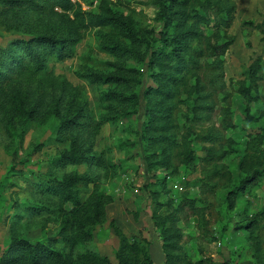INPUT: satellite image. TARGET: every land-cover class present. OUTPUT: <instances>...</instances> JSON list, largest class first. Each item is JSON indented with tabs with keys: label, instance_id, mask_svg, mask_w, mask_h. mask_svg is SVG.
Masks as SVG:
<instances>
[{
	"label": "rangeland",
	"instance_id": "374dc122",
	"mask_svg": "<svg viewBox=\"0 0 264 264\" xmlns=\"http://www.w3.org/2000/svg\"><path fill=\"white\" fill-rule=\"evenodd\" d=\"M72 1L83 12H101V0ZM232 1L236 12L228 34L234 44L223 58V70L215 63L217 57L206 51L198 59L200 69L188 71L182 84L172 87L177 94L171 103L172 116L160 123L165 133L150 135L166 134L174 140L165 148L168 167L161 146L153 149L158 153L152 160L156 163L150 165L149 141L143 133L145 91L158 86L154 76L159 70L148 65L150 43L164 31L156 0L107 3L141 44L129 39L116 23L83 29L73 14L59 9L45 14L7 13L0 7V48L12 40L45 34L75 41L72 58H53L45 73L17 77L20 95L9 91L0 100V181L4 184L0 261L17 237L32 247L39 243L63 253L66 262L57 264H139L145 251L154 264L264 263V176L235 198L232 209L226 202L239 171L251 177L264 173V33L254 28L264 23V0ZM191 24L175 14L170 32L181 37L189 52L206 48L197 40L189 44L183 35L196 29ZM199 27L207 36L213 32ZM213 40L220 42L216 35ZM114 44L129 46L137 57L109 52L106 48ZM258 58L261 69L255 77L250 68ZM109 77L118 80L106 81ZM250 84L259 99L240 93ZM125 92L139 94L140 107L132 95L124 101L103 99ZM13 95V103H7ZM86 117L92 124L88 129L91 152L103 162L90 169L77 167L79 173L88 172L93 183L80 187L82 206L76 207L39 191L33 183L43 176L66 180L76 171L56 169L51 163L72 146L70 136L58 141L60 125L69 119L83 122ZM208 134L219 139L199 140ZM260 139L262 143L255 147ZM185 145L198 157L187 164ZM164 179L166 184L161 185ZM186 197L197 200L195 209L179 207ZM28 206H45L50 213L35 217ZM161 215L168 219L157 224ZM170 217L174 220L168 221ZM163 231L180 234L179 249L170 252V259L163 247ZM31 255L19 251L16 263L31 264Z\"/></svg>",
	"mask_w": 264,
	"mask_h": 264
},
{
	"label": "trees",
	"instance_id": "16d2710c",
	"mask_svg": "<svg viewBox=\"0 0 264 264\" xmlns=\"http://www.w3.org/2000/svg\"><path fill=\"white\" fill-rule=\"evenodd\" d=\"M160 7L159 18L164 23V31H161L155 36L151 44L152 57L149 62V67L154 66L157 68V74L154 76V80L158 84L157 88L150 87L145 91L146 105L144 107V116L147 120L144 126V136L149 141L147 152L151 151L147 157L150 161V165L156 162L152 160L156 157L158 151L153 150L157 146L163 147V164L164 166H170L169 155L165 152V148L174 141L170 136L166 134H159V136H150L152 133L161 130L165 133L162 121L168 120L172 116V106L176 99V92L172 90V87L180 86L183 80V75L192 69H200L199 61L201 57L205 56L206 51L212 52V55L217 57L216 64L218 69L223 70V58L227 54L230 46L234 44V38L228 34V30L232 27L235 19L236 5L232 0H156ZM112 4L109 0H101L99 9L101 12L95 14L93 12H83L80 5L74 3L72 0H0V7L2 11L7 13H13L16 11H27L45 14L48 12H54L55 9H59L64 13L73 14L76 21L79 23L80 28H101L107 27L112 23L120 25L127 33L129 39L138 38L132 31V29L125 23L117 12H113L112 9L107 8L108 4ZM81 4V3H80ZM176 9H180L175 11ZM99 10V11H100ZM178 14L183 21H192L194 28L183 35H187L189 44L197 40L200 46L206 48L195 47L194 52L188 51L185 44L181 43V37L174 35L170 32V23L172 16ZM199 26H204L213 31L209 36L201 30ZM256 30L264 33V23L254 26ZM223 32L222 36L218 33ZM217 33V34H216ZM220 38V42H215L214 37ZM133 37V38H132ZM191 41V42H190ZM140 44L142 43L137 40ZM75 41L73 38H59L55 35L45 34L38 35L31 39H16L10 41L6 46L0 48V100L5 99L11 93L20 95L17 77L25 76H38L41 73H45L48 69V63L54 58L58 61H64L73 57V45ZM113 54H132L137 57L138 53L124 44H114L113 46L106 48ZM189 53L188 56L185 54ZM196 56V59L194 57ZM214 65V64H213ZM195 67V68H194ZM261 69V61L258 58L250 71L257 77ZM87 77V76H85ZM94 77V76H93ZM95 79H102L103 77ZM264 79V78H261ZM117 78L109 77L106 81L117 82ZM95 82L97 80H94ZM18 87V88H17ZM257 89V88H256ZM241 94H245L251 100L259 99V95L252 90L251 84L249 86H243L240 90ZM141 105V97L139 94H131ZM131 95L128 93L107 94L103 97L105 101H114L116 99L124 101ZM118 97V98H116ZM12 101L7 103H13L15 100L14 95L10 98ZM2 101H0L1 103ZM37 103V102H36ZM36 105V104H35ZM102 120H104L102 116ZM99 125V124H98ZM92 127L91 121L86 117L83 122L78 120H65L59 127L58 141H66V137L71 138L72 146L69 150L64 151L60 158H57L51 163L54 168L72 169V175L66 180H59L57 178H47L43 176L40 180L33 183V186L39 191L50 195L60 201H68L71 205L76 207L82 206L80 200V187H87L93 183V178L90 174L79 173L77 167L86 166L91 168L94 165H102V158L92 154L91 146H89V139L92 137L91 132L88 129ZM228 127H232L231 124ZM91 136V137H90ZM61 139V140H60ZM219 138L213 135H206L199 137V140L205 143L217 142ZM255 147L262 143V139L255 140ZM189 146V147H188ZM184 155L185 163H189L197 159L198 157L193 154V150L188 145ZM153 163V164H152ZM89 168V169H90ZM256 176H247L239 171L237 176V185L232 190L226 193V202L229 203V209L233 208V201L235 198L241 197L245 190L251 184L255 183V180L260 176L263 177L264 173L256 172ZM161 185L166 184V180L159 182ZM3 181H0V207L3 204L4 197L2 196ZM183 205L179 207L183 208L185 205L195 209L197 200L192 197H186L183 199ZM28 212L33 213V216L39 217L50 213V209L45 206H28ZM264 216V211L262 212ZM165 217L163 215L157 217V224L164 223ZM174 220L170 217L168 221ZM251 226V222L248 224V228ZM165 244L163 245L166 255L171 258L170 252L176 251L178 248V237L180 234L176 231L164 232ZM27 241L17 240V237L13 238V242L10 243L9 248L1 256L0 264H17V256L21 252L30 251L31 264H57L66 262V257L63 253H59L49 248L48 245L37 244L35 247L30 246ZM54 244V243H53ZM125 247V246H124ZM123 247V248H124ZM139 264H154L148 251L143 253L142 260ZM264 264V263H262Z\"/></svg>",
	"mask_w": 264,
	"mask_h": 264
},
{
	"label": "built area",
	"instance_id": "2783aa9c",
	"mask_svg": "<svg viewBox=\"0 0 264 264\" xmlns=\"http://www.w3.org/2000/svg\"><path fill=\"white\" fill-rule=\"evenodd\" d=\"M84 4H82V6H83ZM84 8H85V6H84Z\"/></svg>",
	"mask_w": 264,
	"mask_h": 264
}]
</instances>
